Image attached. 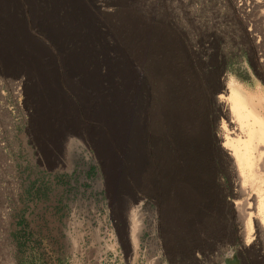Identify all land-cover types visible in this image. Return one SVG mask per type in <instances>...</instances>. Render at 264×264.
I'll return each mask as SVG.
<instances>
[{"label": "rangeland", "instance_id": "obj_1", "mask_svg": "<svg viewBox=\"0 0 264 264\" xmlns=\"http://www.w3.org/2000/svg\"><path fill=\"white\" fill-rule=\"evenodd\" d=\"M86 1L160 21L180 31L202 73L256 79L264 90V0ZM62 50L51 46L58 61ZM58 69L61 81L47 79L48 92L39 75L0 72V264H264L252 248L255 230L243 236L232 222L218 160L213 195L166 188L177 179L159 170L161 150L172 151L160 126L146 155L153 180L137 192L134 175L117 180L115 169L129 168L130 145L108 138L85 104L102 93L82 91L79 73Z\"/></svg>", "mask_w": 264, "mask_h": 264}, {"label": "bare ground", "instance_id": "obj_2", "mask_svg": "<svg viewBox=\"0 0 264 264\" xmlns=\"http://www.w3.org/2000/svg\"><path fill=\"white\" fill-rule=\"evenodd\" d=\"M111 6L86 0H0V72L22 69L39 75L44 92L49 91L47 79L61 81L58 66L79 73L82 91L103 96L106 84V97L85 104L106 126L108 138L130 145L129 168L118 164L115 169L117 180L134 175L137 192L153 180L146 155L160 126L162 144L172 151L161 150L159 170L177 179L166 188L213 195L211 165L218 160L230 181L232 222L241 234L255 230L252 248L264 257L259 253L264 246L261 84L222 78L219 69L202 73L180 31ZM51 46L60 53L68 49L62 61L52 55ZM150 96L160 105H151Z\"/></svg>", "mask_w": 264, "mask_h": 264}]
</instances>
